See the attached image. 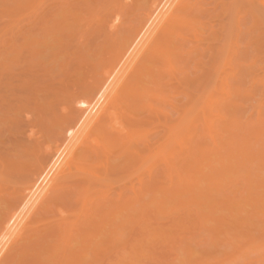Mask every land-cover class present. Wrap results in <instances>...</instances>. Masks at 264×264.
Listing matches in <instances>:
<instances>
[{
    "label": "rangeland",
    "instance_id": "rangeland-1",
    "mask_svg": "<svg viewBox=\"0 0 264 264\" xmlns=\"http://www.w3.org/2000/svg\"><path fill=\"white\" fill-rule=\"evenodd\" d=\"M148 1L150 2V0H0V219L6 211L5 207L7 208V206L5 204H9V201L6 203L7 199L20 193L25 180L30 177L31 170L34 169L39 162L44 163L46 160L47 148L55 147L56 144L62 142L65 135L64 132L67 130V125H70V123H73L76 119L77 112L74 107L76 102L85 99L93 87L98 83L101 77V71L104 67L105 69L109 67L110 61L114 58L112 56H115L117 53L115 51H118V48H121L124 42H126L127 32L131 34L132 29L135 28H133V26H136L137 22L141 20L142 12H145L144 8L147 7ZM249 1L250 0H204L202 7L204 10V16L202 18L204 26L201 28L205 32L204 35L206 39L203 41L204 43H199L201 47L203 46L202 48L198 47L199 44L197 45L196 43H188L186 46V49H190L191 53L188 54L189 57L185 56L182 62L180 61L181 63L178 67L179 72L177 75V78L182 80L181 83L183 84L181 85L178 79H176L178 81L175 82L178 84H174V86H177L176 90H178L176 93L179 94L180 92V94L176 95L175 93L173 95L170 89H166L157 96L158 100L161 99L160 102L156 101L158 109H162L164 115L168 114V117H171H169L170 120L166 119L170 127L172 126L170 124L174 125L177 123L176 125H181L182 122H177L180 115L183 117L181 121L183 120L185 124L189 123V119L191 120L192 118L193 120L196 114H198L197 117L199 116V111H201L200 109L202 107L201 103L204 102L206 97L204 94H209V91H212L215 83L221 81L217 78L221 70L223 68L224 70L228 69L231 65L239 70V73H246L245 78L243 77L244 79L242 80L244 82V93L256 90L255 94L252 95L250 99H246L244 103L241 126L244 125L245 128H247V125L252 126L253 123L258 124L257 118L260 112H263L262 118L264 120V26H262L264 0H252L256 6L250 4ZM116 15L121 17L120 20H117L119 23H117L119 25L118 29L113 31L110 24H112V21L115 19L114 16ZM66 16L70 18L66 20ZM77 19L78 21L76 22ZM58 23L61 24L59 25ZM64 25H68V27L66 28ZM61 26L63 27L60 28ZM130 29L131 32L129 31ZM34 50L39 53L33 55ZM227 50L229 53H232V55L229 54ZM229 56L231 60L226 59L229 58ZM178 85L181 87H178ZM235 87L236 85L233 88ZM202 96H205L204 99ZM164 102H174L176 106L179 105L181 114L178 113L179 111H176V109L173 110L171 105H166ZM158 103L160 105L164 104L163 106H158ZM192 103L193 105H191ZM260 103L262 108L258 109ZM220 105L219 110L224 113L225 108L222 104ZM133 108L134 107H131V112L129 111L127 114L129 113V117L132 115L131 119L133 118V122L137 124V126L135 125L136 128L141 130L138 133L141 134L137 137L139 142H146L149 136L148 132H150L149 127H151V131L153 130L152 133L150 132V135H154V139L152 140L153 137L151 136L150 139L152 141L158 139V137L162 135L161 126L163 127V123L160 125L158 121L159 125L157 124L158 122L154 125L156 121L154 120V122H152L151 119H149L150 116L148 112H145L144 108V112L141 111L142 109L140 108L136 111L135 108ZM135 112L139 113L135 114ZM133 114H135L134 117ZM215 122L217 124V132H222L216 135V138L219 137L217 140L221 142L222 155L219 157L217 156V158L212 157L213 161L210 163L211 165L208 164L202 168L201 171L204 172V174L201 173V175L206 178H203L196 171H191L194 169V167H192L194 165H191L190 167L192 168L186 171V175H184L189 181L195 179L193 178L195 174H197V176L195 175L196 177L201 176L200 184L202 185H199L201 188L208 182L217 181V179L223 181V178H225V187L223 186V188H228L225 190L222 189L220 192L216 190L218 191L216 193L214 192L215 190L212 191L213 194L215 193L214 197L217 199V202L214 205L216 206L214 207L215 212L210 213L208 211V214L210 213L209 216L211 215L212 218H216V221L221 223L220 226L217 223L219 227L216 226L217 228H215L214 226L213 229L215 230H212L214 220L210 221V219L209 222L208 220L207 222L205 221L207 224L205 226L202 221H199L201 220L199 217L194 216L196 215L195 208H197V206L193 203H189L190 205L184 204L186 203L185 200L176 208V212L175 210L172 213L167 211L171 213V216L167 213L168 215H165L166 217L163 214L161 216L160 213H155L158 210L157 203L150 204L147 207V213L145 212L146 217L141 214L142 217H138L139 220L137 218L136 223H133L135 226L131 224L133 225V229L131 227V232L128 230L125 234L128 238L125 237L124 242L126 243L123 242L124 245H122V243V247L119 245L121 241L120 243L117 241L118 243H116V246L114 243V246L112 243H105L104 246H102L103 248L107 245V247L111 246L107 248V250L109 249L107 254H102L100 248V256L102 258L100 259L98 256L96 257L99 258L97 260L94 258L95 256L89 255L91 251L88 253V256H90L88 258L94 259L92 262L88 259L89 261L87 260L88 262L85 264H90V262L91 264H121L118 263L121 261L122 264H264V214L260 213L258 216H253V219L250 218V220H248L250 221L249 223H251L250 225L254 223L253 226L247 225L243 227L240 223H243L242 219L246 214L245 212L237 211V215L236 210H240L239 206L233 213L234 215H231L232 211L228 207L229 205H226L227 208H229L227 209L226 206H220V204H218L222 202V200L224 201L227 199L228 196L234 198L235 195H238L236 200L240 199L244 190V182L246 181L242 173L245 176L248 168H250L249 171H251V178H255V174L260 172L258 171V166L260 165L259 163L262 162L260 161V156H262L264 152V134L259 140L252 136L250 143L252 148L248 153L251 154V152H254L251 156L255 158V160L243 165V161H241L242 156L240 157L239 155L244 153L245 149L235 141L236 138L233 139V141L230 139L231 135L228 131H224V125L220 119H215ZM176 125L173 126L174 131H176V128H180L179 126V128L176 127ZM188 127L186 128L188 129ZM64 128H66V130ZM109 128L114 127L109 126L107 132ZM144 128H149V131L148 129L147 131H142ZM186 128L183 129L185 132L188 131ZM245 128H240L241 130L234 129V131L244 133ZM109 132H111V130ZM112 132L116 134L117 129ZM198 133L199 136L197 134L196 137L197 141L203 136L202 127L199 128ZM221 135L225 137L223 140L220 139ZM97 136L98 135H95L91 140L94 141ZM140 138H143V140ZM97 140H99V138L96 139V141ZM208 141L210 147L214 148L213 142L211 140ZM232 146L235 155L239 158L235 168L238 166V170L240 171L237 173L239 174V178L237 174L233 175L235 178L231 177L234 179L233 182V179L223 177L217 172L220 171L217 169H219L221 165L217 160L222 156H226L232 149ZM237 146L239 148H237ZM238 149L240 151H238ZM235 150L238 151V153ZM171 151L173 150L169 152ZM178 154L179 153L176 154L174 152L172 158L180 162ZM258 154L260 156H258ZM190 158L189 161L191 163L194 162V156ZM148 165L149 164H143L142 167L141 163L138 164L136 169L139 172H136L137 174L135 173L139 176L137 178L134 174V176L132 175L133 177L129 176L130 178H125L126 180L115 179L114 182L107 187L106 198L101 196L102 193H96L99 188L92 190L91 195L93 196L92 199H94L90 201L91 205H87L86 209H83V211L80 209L82 207L81 203H83V200L80 199L82 197V189L79 188L81 189L80 191L75 185L77 178L70 177L64 184V187L59 191V194L57 192L58 196L56 193V196L53 195L50 203L51 205L48 206L49 208L47 207L48 209L40 215L41 218L38 217L40 220L37 218L36 222L33 224V229L31 228L32 231L30 229V234L25 238L27 241H21V243H19L20 245L18 244L16 247L18 250L15 248V250L12 251L13 254H10L11 256L2 264H53V262L54 264H70L68 263L70 262V258L64 257L62 251L63 256L61 252L56 257L51 256L52 258L49 254L39 256L38 251L41 248L40 246L43 245V243L47 245L55 242L53 241L54 239H52L55 236L51 235L56 234L58 231L56 227L58 225H62H60V227H62L61 229L66 228L62 235H59V232H57L58 235L65 240L66 237H64V234L67 231V226H70L68 223L71 224L74 222L72 223V227L77 228L75 224L79 226L83 225V213H85V217L91 213L94 217L97 215V212L99 213L100 209L109 208L113 204V201L117 199V194H130L132 187L137 190L141 180H144L143 182H147L148 180L146 179V175L143 174L145 173L143 171H146ZM213 165H217V169ZM211 166L214 168H210ZM241 166H243V170L240 169L242 168ZM213 169L216 170L213 172ZM180 170L183 169L181 168ZM216 172L218 174H216ZM140 173L143 175H139ZM261 173L262 176H264V171H261L259 174ZM213 176L215 180L212 178ZM136 179L139 180V182ZM202 179H206L207 182H204ZM227 182H229V184ZM230 184H232V186ZM93 191H95V193ZM150 196L151 194L148 193L147 197L149 198ZM168 196H165L166 199L162 196V199H165L168 203L170 201L171 203V200H169L171 197L170 195ZM94 202L95 204H93ZM253 203L254 202H252V204ZM241 204L240 206L242 207L245 203L242 202ZM139 205L141 204H137L135 208H139ZM171 205L169 204V206ZM244 207L245 208L242 207L241 209L245 211L247 209L249 211L252 206L249 207V205H245ZM64 211L67 212L68 215L66 219H64ZM93 213L95 214L93 215ZM75 215H79L78 218L77 216L75 217ZM250 215H252V213H248L246 218H249ZM69 216H71V219L68 220L67 218H70ZM81 216L82 219L78 220ZM232 216L238 217H235L237 220ZM221 217L225 218L223 222ZM122 218L125 217L123 216ZM219 219H221V221H219ZM64 223H67V226H65ZM73 224L75 226H73ZM149 225L152 226L151 229H168V234H153L152 230H150L151 226ZM83 226L78 229H82ZM51 229L53 233H51ZM61 229H59L60 233ZM78 229L75 232L77 235L74 233L75 237L78 236ZM137 230L139 231L137 232ZM43 231H46L45 235ZM36 237H39V240ZM103 237L104 236H100L99 239H103ZM139 237L141 239H139ZM48 238L51 239V242ZM57 238L59 239L58 236ZM135 239L139 241V243L135 241ZM147 240L149 242H147ZM75 242H78V239L75 240L74 243ZM22 243H24V247L21 245ZM133 243H138L139 247L141 245L140 248L143 250V254H145L143 256L145 259L142 258V260L138 262L132 260L134 256L132 254L133 247L131 246H135ZM76 244L77 243L71 244V246L73 245L71 248H75ZM241 246L244 247L242 248ZM116 247L117 249H115ZM57 251H59V249ZM244 252L248 254L244 255ZM21 253L22 255H20ZM249 253L251 254L249 255Z\"/></svg>",
    "mask_w": 264,
    "mask_h": 264
},
{
    "label": "bare ground",
    "instance_id": "bare-ground-1",
    "mask_svg": "<svg viewBox=\"0 0 264 264\" xmlns=\"http://www.w3.org/2000/svg\"><path fill=\"white\" fill-rule=\"evenodd\" d=\"M249 3L252 5L254 4L252 0H250ZM147 4V7L144 8L145 12L143 11L144 14L142 12L141 20L137 22L136 26H133V28H135L132 29L131 34H128L129 32H127V39L125 38L126 42H124V45L121 48L118 46L120 49L118 48V51H115L117 52L116 55L112 56L114 58H112V60L110 59L111 61L109 63V67H106V69L104 67V69L101 71L102 73L100 74L101 77L99 76L100 78L98 80V83L93 87V89L85 99L81 98L82 100H78L76 102L74 106L77 112L76 119L73 123L67 125V130L66 128H64L66 132H64L65 135L63 137L64 139H62V142L56 144L55 147L47 148V157L44 163L39 162V164L31 170V174L29 175L30 177L25 180L20 193L13 195L14 197L10 198L11 200L7 199L6 203H8L9 201V204H5L7 208L5 207L6 211L3 215L1 214L2 217L0 219V264H2L9 256H11L10 254H13L12 251L15 250V248L19 243H21V241L26 240L25 238L26 236H28V234H30L29 230L33 227V224L36 222L37 218L40 217V215L49 208V205H51L50 203L53 195L56 196L55 193L57 194V192L59 194V191L64 187V184L70 177H76L77 182L75 185L78 189H82V191L81 189L79 190L81 191L83 197L80 198L83 200V203H81L82 207L80 208L82 209L81 211H83V209H86L87 205H91L90 201L94 199H92L93 196L91 195L92 190L99 188L96 193L100 192L102 193L101 196L103 198H106L107 187L111 185L115 179L124 180L129 176H134L136 172H139L136 169L139 163L142 164V167L143 164H149L146 171H143L145 172L143 174L146 175V179H148L147 182H143L144 180H141L139 182V180L136 179L140 183V186H138L139 188L137 190L132 187L130 194H117V199L113 201V204L107 209H100L99 213L97 212V215L94 217L92 216V213L89 214L90 216L88 215L86 217L84 216L85 213H83L84 215H82L84 220H82V224L84 226L75 224L77 227L75 228L72 227V223H74L72 221H70L72 222L71 224L68 223L69 221L67 222L71 227L67 226V223H64L65 226L68 227L66 233L64 234V237H66L65 240H63L59 235H62L63 232H65L66 228L61 229V224L58 225L57 227L59 228L56 227V229H58L57 232H59V235L57 232L56 234L51 235L55 236L52 238L55 242L47 245L45 244L46 246L43 243V245L40 246L41 248L38 251V255L41 256L43 254H49L50 257H56L62 251L64 257L70 258V262L68 263L85 264L89 261L88 259H90L88 258L90 257L88 256V253L92 251L91 253L93 255L91 253L89 255L93 257L95 256L94 258L99 256V258L101 259V250L102 254L105 253L106 255L107 251L109 250H107V248L111 247H107V245L103 248L102 246H104L105 243H114L116 246V243H120V241L121 243L119 245L121 246V244L125 241V237H127L125 235L127 231L130 230L129 232H131V230L133 229L132 226H135V224L133 223H136L138 217H142L141 214L145 216V212L147 213V207L150 204L154 203L158 204V210L155 213H160L161 216L162 214L164 216L170 214L171 216V213L174 210L176 212V208H178V206L182 204L183 200H185L186 203L184 204L190 205L189 203H193L197 206V208H195L196 215L194 216L199 217L201 219L199 221H202L205 226L207 225V220L209 222V219L210 221L214 220L212 230H215L213 229L214 226L215 228L220 226L221 223L216 221V218H212L211 215L209 216V214L215 212L214 207L216 206L214 205L216 204L217 199L214 197V194L224 189L223 186L225 185V178H223V181L217 179V181L208 182L206 183V185L204 184V187L201 188L199 186L202 185L200 184V177L202 176L201 173L204 174V172H202L201 170L203 167L207 166L213 161L212 157L217 158V156L219 157L220 155H222V146L220 145L221 142L217 140L219 138L218 136V138H216V135L222 132H217V124L215 122V119H220L223 122V127L225 129L224 131H228L231 135L230 139L233 141V139L236 138L235 141L245 149L244 153L241 152L242 154H238L240 157L242 156L241 161H243V165H246L252 162V160H255V158L251 156L254 152H251V154L248 152L252 148L250 144L252 136L259 140L264 134V120L262 118L263 112H260L258 114V124L253 123L252 126L247 125V128H245L243 124L242 125L244 127L241 126V119L243 117L244 103L246 102V99H250L252 95L255 94L256 90L244 93V82L242 80L245 78L246 73H239V70H237L233 65L225 70L224 68L222 70L219 69L221 70V72L218 75L219 77L217 78H219L221 81L219 83H215L213 88L211 87L212 91H209V94H204L206 95V97L202 96V98L204 99L205 97V99L204 102L201 103L202 107L200 109L201 111H199V116L197 117L198 114H196L195 116L197 118L194 117L193 120L191 118V120H188L189 123L187 122L188 124H185L183 120L181 121L183 117L180 115V119L178 117L177 122H182L181 125H176L177 123L174 125L170 124L172 125L170 127L169 123H167L166 121V119H169L170 116L168 117V114L164 115L162 113V109H158L156 101L160 102L161 99L158 100L157 96H159L160 93H163L166 89H170L173 95L178 92V90H176L177 86H174V84H178L175 82L179 80L177 78L179 72L178 67L182 62V59L185 56L189 57L188 54L191 53L190 49H186L187 44L196 43L198 45L199 43H204L203 41L206 39V36L204 35L205 32L202 30L204 26V22L202 21V18L204 16V10L202 9L204 0H150V2ZM114 17L115 19H112V24H110L113 31L118 29L119 23L117 22V20H120L121 16L119 17V15H116ZM65 18L67 20V18L69 19L70 17L66 16ZM77 21L78 19L76 20V22ZM62 27L63 26H61L60 28ZM64 27L67 28L68 25H64ZM129 31L131 32V29ZM200 44L198 47H201ZM35 53L37 54L39 52H35L34 50L33 55H36ZM229 54L232 55V53ZM226 59H230V56ZM246 66L248 67L247 64ZM181 81L182 80H179L178 82L181 83ZM182 84L183 83H181V85ZM235 85L236 87L233 88ZM179 86L180 85H178V87ZM179 94L176 93V95ZM163 104H159L158 106H163ZM165 104L171 105L173 107V110L176 109V111H179L178 113H180L181 109H179V105H177V107L174 102ZM220 104H222L225 108L224 113L220 112L219 110L221 106ZM191 105H193V103ZM131 107H134L135 111L138 108L142 109L141 111H143L144 108L145 112H148V115L150 116L149 119H151L152 122H154V120L156 121L154 125L158 121L160 122V125H162L161 123H163V127L161 126L162 135L159 136L158 139L152 141L154 139V135L152 134L153 136H151L150 134L153 130L151 131V127H149L151 133L148 132V140L146 139V142L144 143L139 142L137 137H139V135L141 134H138L141 130L139 128H136L137 124L133 122V118L131 119L132 115L129 117V113L127 114V112L130 111ZM258 107V109L262 108L261 103L258 105ZM139 112H135V114ZM135 114H133V117L135 116ZM237 114L240 115L238 116ZM159 122L157 123L158 125ZM170 122L173 123L172 121ZM182 124L185 125L183 126ZM175 125L176 127H180H178L179 129L176 128V131H174L173 127ZM109 126L117 129V133L114 134V132H112L113 130L115 131L114 128H109V131L111 130V132H107ZM186 127H188V129ZM200 127H202L203 136L200 135L201 139L197 141L196 137L197 134L199 136L198 130ZM149 128H144L142 129V131H147V129L149 131ZM185 128L188 130L187 132L183 130ZM240 128H245L244 133L234 131V129L239 130ZM95 135H98L97 137L99 138V140L96 141V139H98L96 137V139L92 141L91 138L95 137ZM150 136L153 137L152 140L150 139ZM224 138L225 137L221 135L220 139L223 140ZM140 139L143 140V138ZM208 140H211L213 142L214 148L210 147ZM237 148L239 147L237 146ZM170 150L173 151L169 152ZM238 151L240 150L238 149ZM238 151L236 152L238 153ZM174 152L176 154L179 153L178 155L180 157L178 156V158L180 159V162L179 160L177 162V159L175 161L172 158L174 156ZM192 156H194V162L191 163L189 161V158ZM258 156L260 155L258 154ZM260 158V161L262 162L259 163L260 165L258 166V171L261 172L264 171V152L263 155L260 156ZM237 160H239V158L237 155H235L232 146V149L226 156H222L221 158H219V160H217L219 164H221L219 169H217V165L213 166H215L217 170H220L217 172H219V174H221L223 177L233 179L235 178V176L233 177V175L240 172L238 170V166L237 168H235V166L238 164ZM191 165H194L192 167H194L195 169H193L194 171H191H196L201 176H198V178L196 177L197 174L194 173L196 176L194 175L195 177L193 176V178H195L196 180L193 179L192 181H189L185 177V172L192 168L190 167ZM213 166H211L210 168H214ZM241 167L242 168L240 169L243 170V166ZM181 168L184 170V172L183 170H180ZM216 169H213V172ZM249 170L250 168L247 169V173L245 171V176L242 173L246 181L244 182V190L242 189L243 192L240 196V199L236 200V198H238V195H235L234 198L228 196L227 199H225L224 201L222 200V202L218 203L220 204V206L229 205L228 207L232 211V213L230 212L231 215H234L233 213L239 206L240 210H236V213L237 211H241L245 212L246 214H244L245 219H242L243 223H240L243 227L251 224L248 220H250V218H252L253 216H258L260 213L264 214V176H262V173L259 174V172L255 174V178H251V171ZM217 172L216 174H218ZM136 174V178L139 177ZM143 174L140 173L139 175ZM237 175L239 178V174ZM212 178L214 179V176ZM202 180H204V182H207L206 179ZM233 181L234 179L232 180V182ZM227 183L229 184V182ZM230 185L232 186V184ZM212 191H214L215 193L213 194ZM93 192L95 193V191ZM148 193L151 194L149 198L147 197ZM168 195H170L171 197L169 198V200H171V203L169 200V203L165 200V196ZM145 196L147 199L145 198ZM162 196L165 197V199H162ZM242 202L245 203L242 206L243 208H245V205H249V207L252 206L251 209H253H250L252 212L250 210L248 211L247 209L246 211L244 209H241L242 207L240 206V204ZM252 202L254 203L252 204ZM93 204H95V202ZM137 204H141L139 205V208H135ZM169 204L172 205L169 206ZM167 211L171 213H168ZM208 211L210 212L209 214ZM248 213H252V215H250L249 218H246L248 216ZM94 214L95 213H93V215ZM121 214L125 218H122L123 216ZM63 215L64 219H66V217L68 216L67 212L65 211L63 212ZM76 216L78 218L79 215H75V217ZM69 217L70 218H67L68 220L71 219V216ZM232 217L235 218L236 216ZM80 219H82V216L78 220ZM221 219L223 222L225 218L221 217ZM221 219H219V221H221ZM38 220L40 219L38 218ZM217 223L219 226L217 225ZM75 225L73 224V226ZM253 225L254 223H252V225L250 226ZM82 226L83 228L79 230L78 228H81ZM151 228L152 226L150 227V230H152L153 234H168V229L158 230ZM59 229H61V233ZM77 229L79 230L78 232L80 233V235L78 233V236L75 237V232ZM138 231L139 230H137V232ZM51 233H53V230ZM57 236L59 237V239L57 238ZM100 236H104L103 239L100 238V240ZM40 239L43 240L42 238ZM77 239L78 242L75 243H77L78 245L76 244L75 248H71L73 246H71V244H75L74 241ZM139 239L141 238L139 237ZM50 240L51 239H49V241ZM135 241L137 240L135 239ZM137 242L139 243V241ZM147 242L149 241L147 240ZM124 243L122 245H124ZM138 243H133V245L135 246H131L133 247L132 254L134 256H132V260H135L136 262L142 260V258L145 259V257H143L145 254H143L144 252L140 248L141 245L139 247ZM23 244L24 243H22L21 245ZM58 244L62 250L60 249ZM100 248L101 250H99ZM27 249L30 250L29 248ZM58 249L59 251H57ZM115 249H117V247ZM247 254L248 253H245L244 255ZM250 254L251 253H249V255ZM20 255H22V253ZM94 258L90 259L91 262ZM99 258L96 259L98 260ZM118 263L122 264V261Z\"/></svg>",
    "mask_w": 264,
    "mask_h": 264
},
{
    "label": "snow or ice",
    "instance_id": "snow-or-ice-1",
    "mask_svg": "<svg viewBox=\"0 0 264 264\" xmlns=\"http://www.w3.org/2000/svg\"><path fill=\"white\" fill-rule=\"evenodd\" d=\"M262 26H264V15H262Z\"/></svg>",
    "mask_w": 264,
    "mask_h": 264
}]
</instances>
